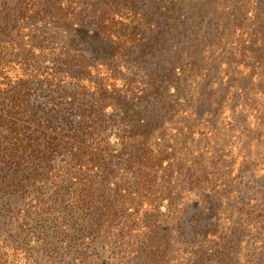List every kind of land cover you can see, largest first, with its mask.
I'll use <instances>...</instances> for the list:
<instances>
[{"label": "trees", "instance_id": "trees-1", "mask_svg": "<svg viewBox=\"0 0 264 264\" xmlns=\"http://www.w3.org/2000/svg\"><path fill=\"white\" fill-rule=\"evenodd\" d=\"M0 264H264V0H0Z\"/></svg>", "mask_w": 264, "mask_h": 264}]
</instances>
